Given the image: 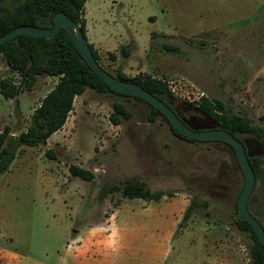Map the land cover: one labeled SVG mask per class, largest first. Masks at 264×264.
Instances as JSON below:
<instances>
[{
	"label": "rangeland",
	"instance_id": "obj_1",
	"mask_svg": "<svg viewBox=\"0 0 264 264\" xmlns=\"http://www.w3.org/2000/svg\"><path fill=\"white\" fill-rule=\"evenodd\" d=\"M117 1L96 2L104 12L100 27L111 38L107 45L119 49L114 58L104 51L100 54L107 69L121 70L130 77L152 74L167 80L182 78L204 92L203 98L219 99L264 127L260 119L264 114V0ZM133 28L139 30L137 45L132 41ZM126 44L131 51L128 57L121 51ZM164 44L176 45L179 50H166ZM5 76L20 84V77L9 70L0 53V80ZM55 83L54 77L41 75L32 87L22 84L14 98L0 93V132L6 125L13 135L25 130L31 114ZM193 98L198 99L197 95ZM115 101L131 112L129 118H122L118 129L110 123ZM170 102L175 106L188 104L178 96ZM192 110L204 115L195 107ZM149 112L144 100L88 88L75 98L66 124L46 143L20 147L9 169L0 174L2 244L31 259L57 264L74 230L99 221L103 208L113 210L121 197L119 191H108L118 180L109 176L103 165L116 163L118 143L155 142L150 150L155 153V164L159 171L169 167L172 176L169 189L164 190L175 193L182 189L190 203L209 204L194 207L191 215L180 221L167 254L163 233L167 214H156L154 221L150 215L125 212L126 204L119 200L112 219L118 227L112 231L122 243L132 244L130 254L141 255L133 264H154L142 261V256L165 252L168 258L161 264H217L215 255L220 258L218 264H249L251 238L236 223L245 177L233 148L219 140L182 139L160 113L155 121H149ZM240 137L263 167L249 208L264 225V145L253 136ZM72 164L90 170L94 178L72 176Z\"/></svg>",
	"mask_w": 264,
	"mask_h": 264
},
{
	"label": "trees",
	"instance_id": "obj_2",
	"mask_svg": "<svg viewBox=\"0 0 264 264\" xmlns=\"http://www.w3.org/2000/svg\"><path fill=\"white\" fill-rule=\"evenodd\" d=\"M85 2L86 0H0V35L23 25L51 27L54 24V14L64 12L79 22L86 36V21L83 16ZM90 47L101 66L110 73L123 80L142 85L146 90L162 100L170 101L171 99H176V96L169 90L165 77H157L152 74L130 77L121 70L110 71L102 64L100 54L95 50L94 46L90 44ZM164 48L166 50H179L176 45L171 44H164ZM121 51L126 57L131 54L129 45L121 46ZM0 53L5 59L9 70L17 73L20 77V84H17L9 76H5L0 80V93L5 98L16 97L21 91L22 84L32 87L38 76L49 75L58 77L56 85L47 92L40 101L39 106L31 114L30 123L25 130L13 135L11 127L6 125L0 132V174L9 169L20 147L39 146L42 143H46L52 134L60 130L73 110L75 98L83 94L88 88L94 89L99 93L112 92L119 96L144 100L137 95L114 90L97 75L73 44L64 28L53 38L23 33L17 34L12 39L0 43ZM110 54L114 58V54ZM147 103L150 106L149 121H155L160 113L166 119L171 130L180 138L192 142L199 141L182 134L158 108L149 102ZM189 105L197 108L198 111L217 122L219 127L229 131L236 137L241 139L240 135L253 136L264 145V127L253 123V120L247 114L238 113L228 108L223 101L204 97L199 106ZM130 116V110L123 103L117 101L113 103V112L110 115V120L113 123L120 124L122 118H129ZM260 119L264 120V114L260 116ZM227 144L234 150L231 144ZM249 160L255 171L257 181L263 172L261 161L257 156L251 155ZM69 170L72 175L85 180H91L94 177L90 170L78 165H70ZM108 191H119L123 197L127 198L141 197L144 199H160L164 195L170 196L174 194V191L170 190L151 191L145 181L135 177L125 178L116 184L110 185ZM200 204L206 207L209 202L202 201ZM200 204L194 200L191 201L185 212L184 219H187L191 215L192 209ZM236 223L238 228L249 233L251 238V242L247 246L249 264H264V246L252 225L241 216Z\"/></svg>",
	"mask_w": 264,
	"mask_h": 264
},
{
	"label": "crops",
	"instance_id": "obj_3",
	"mask_svg": "<svg viewBox=\"0 0 264 264\" xmlns=\"http://www.w3.org/2000/svg\"><path fill=\"white\" fill-rule=\"evenodd\" d=\"M97 1L98 0H86L84 5L83 16L86 21L87 40L94 46L95 50L99 54H101L102 51L109 54H115L119 50L118 47H115V45H107L110 43L111 38L105 35L100 27V20L102 19L104 12L103 8H101L99 4L97 5ZM114 1L118 3L117 0ZM149 18L153 19L154 16L150 15ZM131 31L132 41L137 45L139 30L137 28H133ZM152 36L153 34L150 38L147 35L145 36L149 38L148 45L151 42ZM51 77H54L57 83L58 77ZM155 145V142L128 141L124 143L121 141L117 145L118 153L116 156V163L107 162L103 165L107 167L109 176H116L118 182L125 178L135 177L145 181L147 187L151 186V188L156 190L169 189V185L172 181L171 171L169 167L167 170H158L157 165L155 164V153L150 151ZM160 148L161 147H158V149ZM164 154H166V152H163V155ZM162 159V157L159 159L161 163L160 166H163L164 164ZM151 160L153 163H151ZM119 200L120 203L123 202V204H126L125 212L131 214L140 213L144 216L150 215L153 216L154 221H156L157 218L155 217L156 214H158L160 217L167 214L168 225L165 227L163 233L164 236L167 237V243L164 242V248L168 254L171 237L173 234H175L177 225L180 223V221H183L185 212L190 204L188 193L181 189L175 192L173 195H164L160 199H144L141 197L128 199L127 197H123L121 195V197L118 199V202ZM89 201L91 203V200ZM117 204L115 205L114 209L109 212L107 211L106 207L103 208L104 216L99 219V221H95V223H90L88 225H82L75 229L73 232L74 236L72 235L73 237L69 241L68 246L65 248V252L63 251L64 254H59L57 257V264H119L123 262H127V264H133L134 258L136 261H138L141 255L130 254L133 253L132 244L122 243L120 240L121 238H118L116 231H112L118 227L116 221H112V219H114L115 210L118 207ZM0 237H4V234L1 230ZM166 252L164 255H153L151 257L142 256V261L148 259L153 261L154 264H157V262L158 264L164 263L168 258ZM213 260L218 264L220 258L218 255H215ZM0 264L45 263L41 262L40 260L31 259L24 253L5 246L0 241Z\"/></svg>",
	"mask_w": 264,
	"mask_h": 264
},
{
	"label": "water",
	"instance_id": "obj_4",
	"mask_svg": "<svg viewBox=\"0 0 264 264\" xmlns=\"http://www.w3.org/2000/svg\"><path fill=\"white\" fill-rule=\"evenodd\" d=\"M53 21L54 24L51 27H40L33 25L15 27L9 32L0 35V43L8 41L17 34L21 33L53 38L62 28H64L71 38L73 44L80 51L83 58L92 68V70L105 82H107L114 90L121 93L137 95L150 104L154 105L178 131L187 137L204 141L219 140L231 144L234 147L237 160L245 177V185L237 202L238 213L242 218L247 220L252 225L260 242L264 246V225L249 209V199L256 184V174L250 163V153L244 141L229 131L219 127V124L212 119L211 120L214 122V124L210 126H194L189 124L176 112L170 101L162 100L158 96L146 90L142 85L136 82L123 80L103 68L95 57L79 22L64 12H57L54 14Z\"/></svg>",
	"mask_w": 264,
	"mask_h": 264
},
{
	"label": "built area",
	"instance_id": "obj_5",
	"mask_svg": "<svg viewBox=\"0 0 264 264\" xmlns=\"http://www.w3.org/2000/svg\"><path fill=\"white\" fill-rule=\"evenodd\" d=\"M169 90L177 97L184 99L187 103L192 104L194 106H199L202 102L204 92H199L196 90L197 88L188 84L184 79H172L167 80ZM197 95L198 99L193 98V96ZM112 127H116L118 129L119 124H115L110 120ZM115 134H118L116 131Z\"/></svg>",
	"mask_w": 264,
	"mask_h": 264
},
{
	"label": "flooded vegetation",
	"instance_id": "obj_6",
	"mask_svg": "<svg viewBox=\"0 0 264 264\" xmlns=\"http://www.w3.org/2000/svg\"><path fill=\"white\" fill-rule=\"evenodd\" d=\"M172 107L185 121H187L191 125L209 126L213 124L211 122L212 120H209L204 116L205 114L203 116L195 114L189 104H178V106L172 105Z\"/></svg>",
	"mask_w": 264,
	"mask_h": 264
}]
</instances>
